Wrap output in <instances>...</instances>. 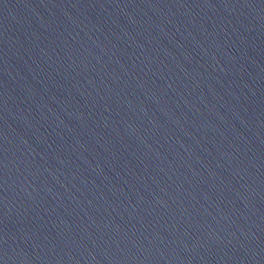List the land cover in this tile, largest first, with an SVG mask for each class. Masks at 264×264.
<instances>
[{
  "label": "water",
  "instance_id": "obj_1",
  "mask_svg": "<svg viewBox=\"0 0 264 264\" xmlns=\"http://www.w3.org/2000/svg\"><path fill=\"white\" fill-rule=\"evenodd\" d=\"M0 264H264V0H0Z\"/></svg>",
  "mask_w": 264,
  "mask_h": 264
}]
</instances>
